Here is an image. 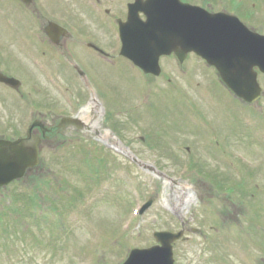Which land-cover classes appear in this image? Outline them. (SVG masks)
<instances>
[{
	"label": "rangeland",
	"instance_id": "rangeland-1",
	"mask_svg": "<svg viewBox=\"0 0 264 264\" xmlns=\"http://www.w3.org/2000/svg\"><path fill=\"white\" fill-rule=\"evenodd\" d=\"M235 1L231 0L229 3L233 11H237L238 14L244 16L241 11L242 8H245L254 15V8L249 6V2H255L256 0H243V2L234 3ZM107 3L111 6L116 4L115 1ZM114 9L118 8L115 7ZM72 14L83 21L87 19L86 16H81L82 11L78 7H75ZM252 18L254 22L258 21L255 17ZM259 23L264 31V21L261 20ZM103 41L106 42L108 39ZM118 49L116 48L111 52L106 63L99 64L92 59H87L82 63L75 64L79 71L75 68L72 70L69 63L61 60H51L54 68L57 65L55 79L61 92V95H58V105L63 103L65 97H68L76 110L92 103L97 105L96 107L99 109L95 108L93 112L87 113V115L80 113V110L78 111L80 120L88 128L80 133L84 134V138L81 137L85 144H70L71 150L62 152L65 159L62 160V170L59 171L62 172L64 178L62 184H66L71 191L76 188L80 192L83 187L100 189L96 184L98 176L92 171L91 166L97 167L104 164V158H107L108 155L99 156L93 153L92 143L103 146L113 144L119 147L123 154H136L140 161L150 166L154 171L143 170L139 166L137 168L133 167L136 170L133 177L137 178L134 183L138 185L139 192L142 194L139 199L143 200V203L150 198L154 200L151 209L142 218H139L140 230L135 231L132 236L126 235V239L118 234L121 227L131 226L133 228L136 223L128 213L132 207V202H127L132 197L129 194L126 179L119 178V176L126 177L129 174L128 171L133 172V169L127 165L129 162L122 165L124 162L121 158L116 157L114 175L109 183L112 187L115 186L118 190H121L123 205L118 206L121 197L114 193V190L103 188L107 193L100 196L98 192L94 191L92 193L93 198L88 204L89 210L84 214L86 227L98 239L90 240L94 237V234H91L86 227L76 228L71 226L70 220L66 218L67 212L63 211L64 199L62 201L58 200L56 205L51 198V182L46 180L41 182L37 188H34L32 193L28 194V199L24 200L25 205L14 204L10 201V206L3 207L0 212V228L3 232L7 233V230L2 227L8 220L12 223H19V231L16 225L11 222L7 223L10 235L15 240L16 237L22 234L24 237L22 236L20 239H23L28 245L26 252H22L19 249L12 248V242L6 243L8 247L5 245L1 249L2 243L5 242L0 241V264H78L87 258H93L96 262L97 255L99 264H119L121 260L127 257V253L132 248L153 245L155 243L153 238L155 231L177 232L182 227L187 230V239L181 240L175 245V264H219V262L220 264H242L240 259L247 261V264H251L250 260L257 259L259 256V253H257L259 249L264 254V223L260 226L262 229L259 232L248 228L246 230L247 237H245L242 230L245 229L247 223L245 220H240L237 224H233L236 230L229 225L228 230L232 231H227L223 234V237L218 238L217 236L221 235L213 232V226L217 223L222 226L229 219L238 218L239 220L244 216L238 215L240 213L238 207L231 206L229 208L234 215L227 218L220 217L223 213L228 212V205L223 209L217 208V216L214 213L212 216L206 214L201 203L197 200L199 195L197 187L191 184L192 180H205L207 178L215 187L223 189L229 183V177H216L208 174L210 170H225L221 166L222 164H218L212 158V154L217 155L219 153L218 147H207L209 154H205L203 151V143L206 140L204 137L210 136V131L204 128V125L196 119L186 120L185 122L184 119L186 118L182 117L180 107H172L181 95L189 98L194 96L202 106L203 102L200 100V94L189 87L188 84L180 79L178 80L170 70L164 72L165 78L163 81L158 80L161 84L154 87V85H151L150 79H146L139 70L133 68L129 62L120 56ZM190 67L192 68V65ZM192 74L200 82L201 87L211 90V76L198 69H194ZM28 84L30 85L31 82H28ZM21 90L23 89L21 88ZM217 96L219 98L216 101L222 106L225 100L221 99V95ZM89 114H91L90 119L86 120L85 118ZM212 116L214 114L208 117ZM227 119L233 120L235 124L230 132L236 131L239 125L237 117H228ZM116 125L117 129H115ZM236 134H240V136L230 137V141L236 149L242 151L248 157H252L253 154L249 148L253 149L256 151V157L253 159L261 158L258 153L262 154V157L264 156L259 143H255V140L250 136L243 135L239 131ZM77 137L78 135L68 134L66 141L80 139V137ZM90 138H93V141ZM89 141L92 143H89ZM64 144L66 145L67 142H63ZM82 146L87 149L85 154ZM181 146H191L190 153L194 157L197 155L198 163L208 162L210 164L206 165L207 173L197 175L194 170L189 174L188 180L182 179L185 181H179L178 176L182 171L183 164L189 163L188 159L180 154ZM153 147L154 149H152ZM130 151H133V153ZM77 152L84 155V159L80 161V168L87 176L86 181L79 174L73 173L72 166L67 158L71 153L72 157L75 158ZM123 157L127 160L130 159L129 157ZM41 162L45 170L39 171L37 179L45 178L50 174L48 170L50 164L49 150H43ZM43 162L46 163V166ZM119 170L123 171L118 176L117 172ZM104 176L110 177V174L106 172ZM31 178V176L25 178L21 184L10 185L7 192H5V189L0 190V205L5 202L7 195L15 196L19 194L23 190L22 185L31 187L33 185ZM174 182H178L180 185ZM62 184L60 183L56 191L58 198L61 197V194L65 195L64 185ZM87 192L85 191V195L89 197L91 193L88 192L87 194ZM258 199L260 201L257 202V205H264V199L257 197L255 200ZM44 203L47 207L45 210L40 211V218L34 217L31 221L26 219L27 214L35 212V208L40 210V206ZM80 204H75L72 212L74 211L77 214L85 210V207L80 208L82 207ZM138 205L140 204H136L135 207L138 208ZM244 209L247 210L246 206ZM47 212H53L55 217L48 224L50 228L42 230L40 236H38L35 227L44 229V223L48 222ZM74 216L71 217L75 220ZM75 224L80 226L81 219ZM194 229L198 230L199 233H194ZM3 232L0 231V238L5 235ZM214 240H217L218 246L220 245L219 248L214 244ZM18 241L19 238L17 243H19ZM39 244L40 247L36 249ZM97 251L99 254L96 253ZM217 251H219L218 254H216ZM215 256L219 262L212 261ZM260 257L264 258V255ZM256 262L261 264L258 260Z\"/></svg>",
	"mask_w": 264,
	"mask_h": 264
},
{
	"label": "water",
	"instance_id": "water-1",
	"mask_svg": "<svg viewBox=\"0 0 264 264\" xmlns=\"http://www.w3.org/2000/svg\"><path fill=\"white\" fill-rule=\"evenodd\" d=\"M156 8V13L160 12V21L155 17L135 30L129 27L121 29L122 53L125 56L146 73H158L157 63L161 55L178 50L195 51L209 64L215 65L228 86L239 95H258L256 74L252 70L254 66L264 70L263 43L249 38L240 25L233 23L234 19L229 17L210 16L167 0L160 1ZM150 15H155L154 7L150 8ZM246 88L249 90L244 91ZM250 99H254L253 96ZM37 156V143L32 137L13 144H1L0 185L20 177L27 167L34 165ZM172 240L171 236L167 237L161 249L134 252L128 264H172Z\"/></svg>",
	"mask_w": 264,
	"mask_h": 264
},
{
	"label": "flooded vegetation",
	"instance_id": "flooded-vegetation-1",
	"mask_svg": "<svg viewBox=\"0 0 264 264\" xmlns=\"http://www.w3.org/2000/svg\"><path fill=\"white\" fill-rule=\"evenodd\" d=\"M6 1L11 8L18 10L21 16L24 13L32 14L34 20L28 21L27 25L34 26L40 31H43L51 23H57L66 29L67 27L65 25L73 27L75 30L73 32L74 41L77 43L68 49L66 46L67 40L63 38L58 46L64 54L67 55V52H70L73 56L84 53L85 43L82 42L85 40L103 41L106 33V22H104L102 11L108 6H111L107 2L111 3L115 1L116 3L115 6H112L114 13L112 19H110L113 22L114 28L119 20L126 19V8L129 4L133 3V0H33L29 5H26L17 0ZM3 2L4 0H0V3ZM75 7H78L82 11L81 16L87 17L85 21L74 17L72 11L75 10ZM115 7L118 9H114ZM123 9L125 12H123ZM106 14L110 16L111 12L107 11ZM20 29L22 33H25L26 28L24 26ZM44 35L48 38L45 33ZM86 44L87 46L89 45L87 42ZM46 49L51 51L56 50L51 47L50 43H46Z\"/></svg>",
	"mask_w": 264,
	"mask_h": 264
},
{
	"label": "bare ground",
	"instance_id": "bare-ground-1",
	"mask_svg": "<svg viewBox=\"0 0 264 264\" xmlns=\"http://www.w3.org/2000/svg\"><path fill=\"white\" fill-rule=\"evenodd\" d=\"M95 108H96L97 110H99L98 107H96V106L94 105V106H92V107L89 108V110L91 109L90 111H87V109H83L82 111H83V112H86L84 115H87V113L93 112V111L95 110ZM90 115H91V114H89L88 116H86L85 119H86V120H89V119H90ZM84 122H85V121H84ZM87 122H88V121H87ZM87 122H86V123H87Z\"/></svg>",
	"mask_w": 264,
	"mask_h": 264
}]
</instances>
